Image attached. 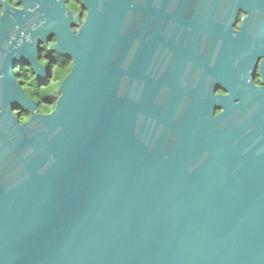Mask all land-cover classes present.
<instances>
[{"label":"water","instance_id":"obj_1","mask_svg":"<svg viewBox=\"0 0 264 264\" xmlns=\"http://www.w3.org/2000/svg\"><path fill=\"white\" fill-rule=\"evenodd\" d=\"M19 1L0 0V264H264V1L80 0L77 31L63 0ZM52 37L72 66L44 113L13 67L46 76Z\"/></svg>","mask_w":264,"mask_h":264},{"label":"flooded vegetation","instance_id":"obj_2","mask_svg":"<svg viewBox=\"0 0 264 264\" xmlns=\"http://www.w3.org/2000/svg\"><path fill=\"white\" fill-rule=\"evenodd\" d=\"M5 2H7L10 7L12 8H15V9H21L23 7V3L20 2L19 0H3ZM262 2L264 0H261ZM64 2V5L73 12L74 16H77L78 14H83V16H81L78 20V23L75 25V26H71V29L73 31H77L79 26L81 25L82 21L84 20V17H85V11L82 10L81 8V1L80 0H63ZM263 7H264V3H262ZM34 6L31 7V9H33ZM3 8H4V5L1 4L0 5V15L3 11ZM30 10V9H29ZM30 12V11H29ZM248 13L245 12L243 9H239L238 10V13H237V16L235 18V22L233 24V28L237 29L239 28L242 23H243V18L247 15ZM40 18V17H38ZM34 16H32L30 19H29V22L28 24L30 23V27L33 28L34 27ZM36 21V20H35ZM264 26V24H263ZM17 29H15V31L13 32V35H12V39H14V45L15 46L23 36H26L28 38V34H25L24 33V29H22L21 31V34L20 35H17ZM17 35V37H16ZM55 42V41H54ZM41 43H39L40 45ZM39 45H38V48H39ZM45 49L43 48H39V56H38V61L40 62V58H41V54L42 52L44 51ZM259 62H260V59L258 60L257 62V66H256V69H255V74H254V82L257 86H261V82L259 80V76H258V71H259ZM47 65V64H46ZM21 66V67H20ZM72 66V64H71ZM55 67V66H54ZM50 68V66L48 67ZM27 69H31V67H29L28 65L26 64H19L17 65L16 67H13V76L15 77L16 81L18 84L21 85V87L24 89V91L27 93V94H35L37 92H43V90L45 88H47L48 84H49V73L46 74V76H44L43 78L41 79H37L36 78V75L35 73H33L32 76H30L29 80L25 78V80L23 78H20L21 76V72L23 71H27ZM49 70V69H48ZM51 87V85L49 84L48 86V89L49 90ZM45 91V90H44ZM217 93H223L221 90L217 91ZM30 97V96H29ZM32 98H34L37 103H39L40 101V98L38 97V95H34V96H31ZM41 112V111H40ZM13 113L18 116L19 115V121L20 122H23L25 120H27L30 116L29 112L28 111H20L19 108H16L13 110Z\"/></svg>","mask_w":264,"mask_h":264},{"label":"trees","instance_id":"obj_3","mask_svg":"<svg viewBox=\"0 0 264 264\" xmlns=\"http://www.w3.org/2000/svg\"><path fill=\"white\" fill-rule=\"evenodd\" d=\"M56 57H58L57 60L58 65L51 66V61ZM46 64H48V67L51 66L53 68L52 71L56 74L55 75L56 82L54 83V85L50 87V89L47 92H37L35 94H28V96L38 95V97L40 98V101L38 103V109L39 111L44 113H48L54 109L56 103V98L53 95L54 89L58 86L59 82L70 71L72 60L69 56L66 55L59 56L57 52L51 51L48 52Z\"/></svg>","mask_w":264,"mask_h":264},{"label":"rangeland","instance_id":"obj_4","mask_svg":"<svg viewBox=\"0 0 264 264\" xmlns=\"http://www.w3.org/2000/svg\"><path fill=\"white\" fill-rule=\"evenodd\" d=\"M54 41H55V38L54 37H52V38H49L46 42H44V43H41L40 45H39V48L41 47V48H43V49H45L43 52H42V54H41V58H40V63L41 64H43V65H46V62H47V55H48V47L50 46V45H52V44H54ZM57 60H58V58H57ZM52 65H55V66H57L58 65V63H57V61L56 62H54V63H51V66ZM50 66V68H48L49 70H48V73H49V84L52 86V85H54V83L56 82V79H55V73L52 71L53 70V68ZM21 67V66H20ZM32 70H33V66H32V68L31 69H27V71H23V72H21V76H20V78H23L24 80H25V78L26 79H28L29 80V78H30V76H32L33 75V73H32ZM36 75V74H35ZM49 84H48V86H49ZM48 86H47V88H45L44 90H43V92H47L48 90ZM55 91H56V88L54 89V92L53 93H55ZM30 96V95H29ZM31 97V96H30Z\"/></svg>","mask_w":264,"mask_h":264}]
</instances>
